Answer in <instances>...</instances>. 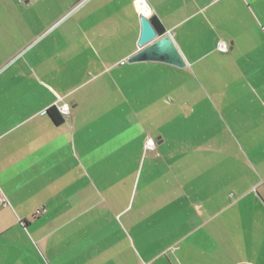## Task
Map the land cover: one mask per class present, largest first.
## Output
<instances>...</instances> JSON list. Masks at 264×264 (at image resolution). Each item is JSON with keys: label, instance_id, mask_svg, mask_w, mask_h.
I'll list each match as a JSON object with an SVG mask.
<instances>
[{"label": "crops", "instance_id": "obj_1", "mask_svg": "<svg viewBox=\"0 0 264 264\" xmlns=\"http://www.w3.org/2000/svg\"><path fill=\"white\" fill-rule=\"evenodd\" d=\"M138 1L0 0V264H264V0Z\"/></svg>", "mask_w": 264, "mask_h": 264}, {"label": "water", "instance_id": "obj_2", "mask_svg": "<svg viewBox=\"0 0 264 264\" xmlns=\"http://www.w3.org/2000/svg\"><path fill=\"white\" fill-rule=\"evenodd\" d=\"M140 36L137 45L141 50L129 59V63L159 62L176 68H184L186 62L167 33L159 36L146 12L140 16Z\"/></svg>", "mask_w": 264, "mask_h": 264}, {"label": "trees", "instance_id": "obj_3", "mask_svg": "<svg viewBox=\"0 0 264 264\" xmlns=\"http://www.w3.org/2000/svg\"><path fill=\"white\" fill-rule=\"evenodd\" d=\"M150 23L152 24L154 30L156 31V33L159 36H162L165 34V28L163 27V25L159 22V20L152 16L149 18ZM48 116L52 119V121L54 122V124L56 125H61L63 123V118L62 116L59 114V112L56 110V108H50L47 111Z\"/></svg>", "mask_w": 264, "mask_h": 264}, {"label": "built area", "instance_id": "obj_4", "mask_svg": "<svg viewBox=\"0 0 264 264\" xmlns=\"http://www.w3.org/2000/svg\"><path fill=\"white\" fill-rule=\"evenodd\" d=\"M140 2H142V0H139V1H138V3H140ZM139 5H140V4H138V6H139ZM218 48H219V50H221V51H226V47H225V45H223V44H220ZM55 108H56V110L59 112V114H60L61 116H67V115L69 114V107H68V105H65V104L57 105V104H55ZM150 141H152V140H151V139H148V140L146 141V143H145V149H146V150H153L154 147H155V144H154V143H150ZM0 201H1V203H2L3 205H6V201H5L4 199H1Z\"/></svg>", "mask_w": 264, "mask_h": 264}, {"label": "bare ground", "instance_id": "obj_5", "mask_svg": "<svg viewBox=\"0 0 264 264\" xmlns=\"http://www.w3.org/2000/svg\"><path fill=\"white\" fill-rule=\"evenodd\" d=\"M139 4H140V6H141V10H142V11H146V10L142 7V2H140ZM146 12H147V11H146Z\"/></svg>", "mask_w": 264, "mask_h": 264}, {"label": "clouds", "instance_id": "obj_6", "mask_svg": "<svg viewBox=\"0 0 264 264\" xmlns=\"http://www.w3.org/2000/svg\"><path fill=\"white\" fill-rule=\"evenodd\" d=\"M150 143H154V141H150Z\"/></svg>", "mask_w": 264, "mask_h": 264}]
</instances>
